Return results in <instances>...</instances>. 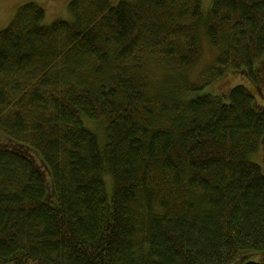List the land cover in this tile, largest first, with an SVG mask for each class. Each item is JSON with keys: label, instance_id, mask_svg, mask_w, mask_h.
Returning a JSON list of instances; mask_svg holds the SVG:
<instances>
[{"label": "trees", "instance_id": "obj_1", "mask_svg": "<svg viewBox=\"0 0 264 264\" xmlns=\"http://www.w3.org/2000/svg\"><path fill=\"white\" fill-rule=\"evenodd\" d=\"M67 11L44 26L29 2L0 29V264H264V108L241 85L183 97L201 27L214 76L258 82L264 0ZM148 61L182 86L156 89Z\"/></svg>", "mask_w": 264, "mask_h": 264}, {"label": "rangeland", "instance_id": "obj_2", "mask_svg": "<svg viewBox=\"0 0 264 264\" xmlns=\"http://www.w3.org/2000/svg\"><path fill=\"white\" fill-rule=\"evenodd\" d=\"M70 1L71 0H0V29H5L10 24L18 7L29 2L37 3L44 8L45 18L42 22L44 26H49L58 20L70 21L72 17L67 11V6ZM120 1L133 3L137 0H109L111 5H116ZM212 3L213 0H202L203 17L207 16ZM200 45L202 51L201 59L199 63L187 74V80L189 83L194 84L193 86L195 87V90L186 92L183 95L184 99H193L207 94L223 96L227 94L231 88L241 85L249 90L254 96L257 106L264 108V60L260 61L255 67L257 68L258 74L257 83L251 82L249 78L239 72L227 71L221 74V76L216 77L213 75L211 68L213 67V63L218 52L217 49H214L209 45L204 34L203 27H201L200 30ZM262 58H264V55L261 59ZM145 73L149 79V83L152 86H156V89L167 91L171 90L172 87L179 88L182 86V82L178 79V75L173 72L163 70L153 61H148ZM84 124L102 139L103 129L100 123H92L84 120ZM3 138L4 135L0 133V141ZM99 143L102 147L104 144V138L102 142L99 140ZM251 159L255 163L259 164L264 172V146L260 148L257 154H254ZM106 190L108 196H110L112 191L110 181L107 182ZM26 264L37 263L28 261Z\"/></svg>", "mask_w": 264, "mask_h": 264}]
</instances>
